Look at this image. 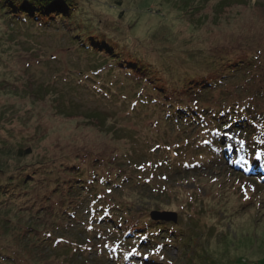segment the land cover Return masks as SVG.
<instances>
[{"label": "trees", "instance_id": "trees-1", "mask_svg": "<svg viewBox=\"0 0 264 264\" xmlns=\"http://www.w3.org/2000/svg\"><path fill=\"white\" fill-rule=\"evenodd\" d=\"M18 1L0 0V14H5L3 18L11 26L33 28L35 32L61 31L77 43L80 54L91 60L87 71L78 73L76 86L91 92L94 100L126 103L131 113L143 108L154 116L151 127L161 126L164 130L162 135L149 133L151 129L148 133L125 130L111 121L112 113H101L99 108L78 113L80 108L72 101H56L57 114L70 119L80 114V144L71 146V152L58 153L50 159L42 157L41 162L28 166L23 175L17 174V165L33 156L34 149L30 143L24 148L10 146L7 143L13 135L4 138L0 134V229L7 238L11 234L17 243L9 244L11 249L0 246V264H18L20 258L30 260L29 264H84L82 259L87 255L107 258L119 254L118 247L123 243L153 250L145 258L138 253L140 248L128 250L129 257L139 255L146 264H168L164 250L178 247L183 233L172 221L153 220L151 213L170 206L178 212L184 206L185 200L178 192L182 187L177 183L201 162L214 158L213 151L220 149L221 138L212 140V136L220 131L233 132L244 147L246 166L237 167L238 173L250 168L249 172L254 171L257 181L264 184L263 33L251 46H245L242 39L235 43L226 41L220 49L208 52L206 58L201 57L194 70L187 71L182 69L184 57L192 63L190 60L199 51L194 49L183 57H173L169 52L177 41L170 33L156 29L151 34V47L143 51L146 54L136 58L134 48L135 60L118 52L108 40L116 38L118 28L114 33L98 26L88 30L87 20L84 23L74 19L78 14L76 3L73 6L70 0ZM76 2L82 5L81 0ZM119 2L115 1L116 7L121 6ZM169 2L177 8L176 21L184 16L187 22L198 17L200 25L209 21V14L214 17L212 22L217 23V16L226 8L246 3L215 0L209 8L211 0ZM125 28L130 30L131 25ZM152 49L157 57L152 56ZM158 58L164 63H159ZM55 59L49 56L47 61ZM29 65L25 63L24 67ZM9 84L0 76L2 89L7 87L12 95L23 94L26 98L30 93H41L42 87L35 89L36 94L26 83ZM123 92L130 93V97ZM22 105L16 100L14 108ZM12 111V116L0 112V125L12 117H21L15 109ZM168 127L169 132L182 136L159 141ZM95 131L99 132L98 137L89 135ZM7 132L3 134L14 130ZM48 136L42 133L39 139ZM140 145L144 146L139 148ZM156 151L168 154L159 159ZM218 158L222 161L221 156ZM184 172L188 174L181 177ZM163 200L170 205H164ZM35 251L41 260L32 259ZM53 252H62L67 259H59Z\"/></svg>", "mask_w": 264, "mask_h": 264}, {"label": "rangeland", "instance_id": "rangeland-1", "mask_svg": "<svg viewBox=\"0 0 264 264\" xmlns=\"http://www.w3.org/2000/svg\"><path fill=\"white\" fill-rule=\"evenodd\" d=\"M115 1L118 0H81L82 5L76 0H70V3L73 6L75 3L77 5L78 14L73 16L74 19L84 23L87 20L88 30L96 29L98 26L106 32L114 33L113 30L118 28L117 33L115 32L116 38H108V40L113 42L112 45L118 48V52L123 55L129 54L131 58H134L135 47L136 58L146 54L143 51L151 47V34H154L156 29L170 33L177 41L173 46L174 50L169 52L173 57H183L186 52L194 49L199 51L196 56L194 55V59L190 60L192 63H189L190 58L184 57L185 65L182 69L187 71L194 70L199 65V61L201 63V57L206 58L208 52L212 53L220 49L224 45L222 43L226 41L235 43L237 39H242L245 46H251L264 34V0H244L246 2L244 5L226 8L224 13L217 16L220 18L217 23L212 22L214 17L209 14V21L205 25L197 23L198 17L187 22L184 16L176 21L179 14L169 0H120V7H116ZM211 1L208 4L209 8L215 4V0ZM3 16L5 14H0V76L10 84L26 83L32 86L31 89L36 94H38L36 90L42 87L40 94L30 93L24 98L23 94L12 95L7 87L2 89L4 84L0 85V112L4 111L12 116V110L15 109L21 116L16 119L12 117L0 125L2 128L0 134L4 138L13 135L11 142H6L10 146L24 148L26 143H30L34 149L33 156L24 164L17 165V174L23 175L28 172L27 167L31 168V164L41 162L42 157L50 159L58 153L71 152L73 150L71 146H79L80 135L83 133L79 130L82 125L80 114L75 119L57 114L56 101L66 104L72 101L70 103H75L77 108H80L78 113H87L96 108L101 109V113L108 115L112 113L114 118L111 121L115 126L125 130L133 129L148 133L151 129L149 133L162 135L164 129L161 126L152 128L154 116L143 108L131 113L126 103L113 101L109 104L94 100L91 92L76 86L78 73L86 72L91 60L85 57L84 53L80 54L77 43L75 45V42L64 36L61 31L43 29L35 32L33 28L11 26ZM127 24L131 25L130 30L125 28ZM88 35L96 34L88 33ZM215 46L216 48L213 49ZM153 51L152 49V56H156ZM49 56L56 59L48 62ZM38 58L40 63L35 62ZM149 60L152 61L153 57ZM160 60L159 63H164L163 59ZM195 60L198 62L195 63ZM261 62L264 63V54ZM25 63H29V67L25 68ZM217 93L214 94L215 98L218 97ZM123 95L130 97L128 92H123ZM16 100L24 105L14 108ZM169 128L164 138L159 141H173L175 135H181L179 132L174 134L172 130L169 132ZM8 129H13L14 132L4 135V131L7 132ZM54 131L59 132L54 133ZM87 131H90L89 127ZM42 133L50 136L39 139ZM195 134L196 132L192 138ZM89 135L98 137L99 132H89ZM217 137L221 138V146L220 149L213 151L214 158H210L205 163L201 162V165H197V169L188 172L189 174L187 172L181 174V177L188 175L177 183L182 187L178 191L180 198L185 200L180 212L175 211L172 206L167 210H156L176 213V224L183 233L181 241L177 243L178 247L164 250V255L169 260L168 264H264V184L255 178L225 169L227 166L223 168L218 156H225L224 158L230 159L231 162L234 160L242 163L246 152L233 132L220 131L218 134H213L212 139ZM143 146L140 145L139 148ZM236 147L239 150H235ZM228 151L231 153L228 154ZM156 152V158L159 159L168 154L167 151ZM257 158L262 161L260 157ZM249 175L250 173H247V176ZM163 203L166 205L167 202ZM8 238L0 229L1 247L11 249L9 244L15 245L16 242L11 239V234ZM138 248H140L138 253L144 258L149 252L150 256L153 251L143 246L132 247L128 243H123L118 247L119 254H111L107 258H95L94 254L87 255L82 261L84 264L89 262L90 264H146L141 260L143 257L139 255L129 257L127 253L128 250ZM53 255H57L59 259H67L62 252H53ZM31 257L33 260H41V255L36 251ZM17 262L29 264L30 260L27 262L24 258H20Z\"/></svg>", "mask_w": 264, "mask_h": 264}, {"label": "water", "instance_id": "water-1", "mask_svg": "<svg viewBox=\"0 0 264 264\" xmlns=\"http://www.w3.org/2000/svg\"><path fill=\"white\" fill-rule=\"evenodd\" d=\"M151 218L153 220H160V221H172L176 223L177 221V214L174 212H152Z\"/></svg>", "mask_w": 264, "mask_h": 264}]
</instances>
